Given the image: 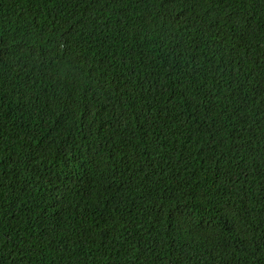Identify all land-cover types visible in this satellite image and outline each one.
<instances>
[{"label": "trees", "instance_id": "trees-1", "mask_svg": "<svg viewBox=\"0 0 264 264\" xmlns=\"http://www.w3.org/2000/svg\"><path fill=\"white\" fill-rule=\"evenodd\" d=\"M0 264H264V0H0Z\"/></svg>", "mask_w": 264, "mask_h": 264}]
</instances>
